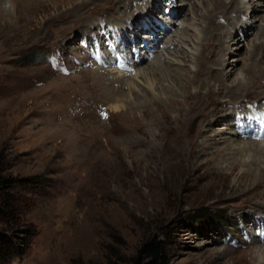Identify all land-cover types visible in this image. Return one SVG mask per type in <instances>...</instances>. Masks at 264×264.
Listing matches in <instances>:
<instances>
[{
	"label": "rangeland",
	"instance_id": "rangeland-1",
	"mask_svg": "<svg viewBox=\"0 0 264 264\" xmlns=\"http://www.w3.org/2000/svg\"><path fill=\"white\" fill-rule=\"evenodd\" d=\"M86 1L0 0V175L29 181L28 187L15 185L10 192L18 198L19 227L34 232L26 255L10 264H106L111 251L128 258L146 238L167 239L168 233L170 264H264V211L245 206L244 198L232 201L234 208L219 201L232 194L237 173L249 162L245 155L234 154V147L226 149L232 142L237 145L238 138L226 135L211 145L205 143L207 151L223 150L207 162L209 156L196 153L203 135L192 142L183 120L175 121L177 110L170 107L171 100L182 99L178 96L182 91L170 81L160 82L158 76L157 81L144 78L151 66L164 68L168 59L172 60L169 69L196 70L195 56L210 36L202 16L212 3L160 0V9L150 14L152 21L163 14L177 26L160 33L148 57L140 58L141 42L134 40L144 39V34L136 29L121 36L109 30L111 23L119 22L115 19L121 15L119 10L124 11L122 5L101 0L83 9L80 17L66 19ZM182 9V15L169 16ZM128 10L132 19L146 17L143 7ZM262 10L248 14L234 27L217 19L232 34L225 43L229 50L221 54L226 52L224 71L232 73L226 85L244 79L243 68L253 64L254 46L264 43ZM181 54H186V65ZM219 56L216 48L208 62ZM124 60L138 67L131 72L118 70V62ZM257 66L252 67L254 72L264 70ZM143 70L146 74L141 77ZM116 74L131 78L124 83L127 78ZM257 79L259 84L261 78ZM255 85L256 90L250 87V93L236 97L242 100L237 115L254 110L250 115L264 116V87L262 91ZM156 102L168 109L172 124L145 114V106L157 112ZM249 123L258 125L255 119L235 126L247 131ZM226 126L221 122L213 130ZM170 127L179 129L175 141L173 132L166 131ZM241 138L264 144L260 136ZM234 160L239 167L230 174L228 165ZM197 163L208 171L205 179L197 178ZM195 210L209 220L200 225L193 222L190 214Z\"/></svg>",
	"mask_w": 264,
	"mask_h": 264
},
{
	"label": "bare ground",
	"instance_id": "bare-ground-1",
	"mask_svg": "<svg viewBox=\"0 0 264 264\" xmlns=\"http://www.w3.org/2000/svg\"><path fill=\"white\" fill-rule=\"evenodd\" d=\"M100 1L101 0H89V1L82 3L79 8L72 10L71 13H68L66 19L75 18V16L80 17L82 14L81 15L79 14L82 12L83 9H86L87 7H89L90 4H95ZM104 1L107 2L109 0H104ZM104 1H101V2H104ZM206 1L207 0H204V4L207 5ZM254 1L255 0H250L251 2L250 5H247V4L243 5L244 4V3L242 4V2H244L243 0H211V1L209 0L208 3L210 2L212 3L211 4L212 8L211 9L205 8V14L203 13L204 15L202 16V19L206 24V28L208 29L210 36L208 35L209 38L205 39L202 42L201 48L198 51L197 55L195 56L194 61L197 63L195 71H193L190 68H187L186 66L184 70L183 69L177 70V69H172V68L169 69L167 66L170 65V62H172V60L168 59V61L167 60L164 61V62H167L166 67L163 68L162 64L161 65L154 64V66H151V67L149 66L150 72L149 74H147V77L145 76L146 74L145 70L140 71V75L143 74L141 77L145 76L144 78H146L149 81H152L153 79L157 81V78L155 77L158 76V80H160V82L165 81V80L170 81L171 85L174 86L175 89H177V91H180V92L182 91V93L178 95V96H182V99L171 100V102H169L171 105L170 107H175V109L177 110L176 112L178 114V118L176 117L175 121L183 120L184 122L183 125H185V128L187 129L188 133L190 135L192 134V138L194 140L193 141L191 139L192 142H195L196 139L200 137V135H203L202 136L203 138L198 143L199 147L196 153L202 154L204 156L207 155V157L209 156L206 159L207 162H211L212 160H215L220 153H223V150L219 148H215V150L207 151L205 150V147H207L205 143L210 142V144L209 143L208 144L211 145V143L216 140L221 141L225 139L226 135L227 136L229 135L230 136L229 138L236 137L239 139V140L237 139V142H236L237 145L233 144L234 142H232L231 144L228 145V147H226V149L231 151V149H233L232 147H234V150H233V152H235L234 154H237V155L239 154V156L245 155V157H248L247 160H249V162L247 161L248 163L246 165H245V161H243V163L240 164L242 166L245 165L246 169L240 173H237L236 180H235L236 182L233 186L230 187V191L232 194L230 196L221 197L219 201L222 203H229V205L227 206L234 208V206L231 205V203H234L232 201L240 199V198H244L245 206L251 207V209L253 208L252 210L260 212V211H264V144L257 143V142H251V141L245 142L243 140H240L242 139L241 137L243 136V132H241L239 127H236L235 125L238 124L240 121H243L245 118H247L248 115H250L252 112L250 110H247L245 112L247 115H242V114L237 115V111L239 109V106L242 103V100L239 101L240 99L238 100L236 99V97L240 96L241 94L245 92L250 93L251 91L249 90V88L254 87V85L256 84V79L258 77L261 78L260 79L261 84L259 83L256 85L258 87H261V90L264 87V70L263 71L261 70L259 73H256L257 71L254 72V70L252 69L253 66H257V65H258L257 66L258 69L264 68V65L262 63V57L264 56L263 55L264 54V43L260 42V46H257V45L254 46L253 51L251 53V59H252L253 64H252V67L250 68H243V72L245 73L244 79H241L240 77V79H237L235 82H232L231 85H226V78H228V76H230L232 73L230 71L228 72L230 74H228L224 71V65H226L225 64L226 62L222 58H224V56L226 55V52L224 53L223 56H221V54H223V51L229 50V44L225 45V43L227 42V39L232 36V34L230 32H225L223 30L225 26L220 25L218 23L219 21L217 22L218 18H220V21L224 19L227 25L229 26L233 25L232 27H234L237 21H241V19L244 18L245 16H248V14L255 12V11H263L262 9L264 8L262 7H264V2H262L263 4L261 3L260 6L259 5L257 6V4L253 3ZM258 1H264V0H258ZM30 2H32V0H30ZM109 2H114L116 5L119 4L120 6L122 5L124 9V11L119 10V13L121 15L120 17H117L115 19L116 21L117 19H119L118 20L119 22L114 21V23L116 24L109 23L110 24L109 26H111L109 30L114 29L117 31L116 33H119L122 36V34H125L128 31H133L132 33H134L136 29H139V30L144 29L145 26H142L144 23L145 25H148V27L151 30L155 29V32L158 31L159 33L157 34V36H159V34L161 33L160 32L161 29L159 30L158 27L162 24H160L159 21L157 20L155 22L152 21V16L155 15V12L160 9L159 8L160 0H140V1L138 0H117V1L110 0ZM238 3L242 4L243 6L242 7L238 6ZM220 4H223L222 8L218 7V5ZM113 6L111 8L112 11L113 9H115ZM132 6L137 7V8L143 7V9H145L146 11V17L143 20L132 19L130 17V14L129 13L127 14V12L129 11L128 9L133 8ZM30 7L34 10L36 9L33 6H30ZM184 11L185 9L179 10L176 12V14L175 12L174 13L172 12L171 14H169V16H177L178 13L182 15ZM151 13L153 15H150ZM149 21L151 22L152 25H149L148 23ZM143 37L145 38V35H143ZM140 38L143 39L142 37ZM138 41H140V39ZM210 42H213L212 46L210 45ZM107 47L108 46L106 45V48ZM106 48L104 47L102 48V50H105ZM216 48L220 49V56L218 57V59H213V61L208 62L207 57L209 55L211 56H213V54L215 55ZM164 52L163 53L161 52V55L164 54ZM181 56L185 57L182 63L186 65L187 63L186 54L185 55L181 54ZM157 60H159V57ZM214 64L219 65L220 68L215 70L214 69L215 67L213 66ZM116 75L127 78L124 80V83H126V81L129 78H131V76L126 77L128 75H120V74H116ZM136 75L137 74H135V76ZM156 84L158 85V83ZM162 91L169 92V90H164V89H162ZM99 92H102V91H99ZM149 93L151 92L149 91ZM172 94L173 93H171V95ZM204 97H206L207 100H204ZM229 104H231V106L228 110H226V106ZM156 106H157L156 113L155 112L151 113L153 111L149 110L150 108L147 109L148 107L145 106L146 107L144 110L145 114L147 115L150 114L152 117H154V115H158L160 118H162L165 124H172L174 122V119L169 114L168 109H166V107H164L161 102H156ZM222 112H223V115L220 116ZM221 122H225L227 124L226 128L220 131H214L213 128ZM171 128L172 127L167 129L166 131H169L171 134L173 132L174 137L172 141H175L178 135H180L179 129L172 130ZM212 130L214 131V133L207 135V133L213 132ZM257 139L258 138H256V140ZM238 167H239V161L234 160L233 162H231L228 165V170L230 174H234L238 170ZM202 168H203L202 164L198 165L197 163V165H195L194 167V171L197 172V178L205 179L208 175V171L206 172L202 171ZM244 187L246 188V190L243 189L242 194L237 193V191H239L240 189ZM259 248L262 249L261 247Z\"/></svg>",
	"mask_w": 264,
	"mask_h": 264
},
{
	"label": "trees",
	"instance_id": "trees-1",
	"mask_svg": "<svg viewBox=\"0 0 264 264\" xmlns=\"http://www.w3.org/2000/svg\"><path fill=\"white\" fill-rule=\"evenodd\" d=\"M28 180H17L0 175V264H10L14 259L22 258L30 249L34 232L19 227L20 207L18 198L10 192L11 188L28 187ZM207 210V209H206ZM205 213L192 211L190 218L193 222L205 224L209 218ZM208 216V215H207ZM167 239L158 236L146 238L131 257H122L120 251L113 250L107 257L106 264H170ZM113 257V258H112Z\"/></svg>",
	"mask_w": 264,
	"mask_h": 264
}]
</instances>
